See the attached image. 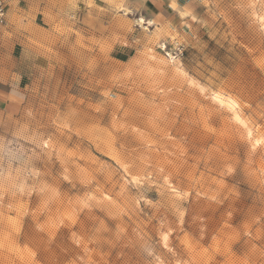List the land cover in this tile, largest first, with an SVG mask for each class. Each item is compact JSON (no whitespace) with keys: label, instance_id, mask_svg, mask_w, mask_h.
<instances>
[{"label":"rangeland","instance_id":"374dc122","mask_svg":"<svg viewBox=\"0 0 264 264\" xmlns=\"http://www.w3.org/2000/svg\"><path fill=\"white\" fill-rule=\"evenodd\" d=\"M2 1L0 264H264V0Z\"/></svg>","mask_w":264,"mask_h":264},{"label":"crops","instance_id":"0c3cea01","mask_svg":"<svg viewBox=\"0 0 264 264\" xmlns=\"http://www.w3.org/2000/svg\"><path fill=\"white\" fill-rule=\"evenodd\" d=\"M163 6H167V7H163ZM190 6L191 4L189 2L183 1V0H164L162 5L160 6V9H162V11L160 10L159 13H161L162 15L168 14V16L172 14L178 16L179 13L180 14L184 13V18L191 21V19H189V16L194 15L195 9H189ZM170 10L172 12H170ZM167 17H163L164 20ZM153 20L155 21V24H156L155 26L158 28L159 23L156 21L154 17H153ZM45 68L46 66L44 64H38L37 66L33 68L32 77H31V85L39 86V87L44 86L47 80V71ZM21 97L22 96L19 92L9 91L4 97H0V107L16 106L18 105Z\"/></svg>","mask_w":264,"mask_h":264},{"label":"bare ground","instance_id":"6f19581e","mask_svg":"<svg viewBox=\"0 0 264 264\" xmlns=\"http://www.w3.org/2000/svg\"><path fill=\"white\" fill-rule=\"evenodd\" d=\"M259 19L260 20H263V16H259ZM139 20V22L140 23H143L144 22V17L143 16H141V18H139L138 19ZM148 20V19H147ZM148 28V27H147ZM161 47L163 48V49H166V47H167V45H166V43H163L162 45H161ZM214 98L216 99V101L219 103V104H221V105H226L229 109H231L232 111H233V113H234V119L236 120V121H240L241 120V117H240V115L238 114V112H237V101L235 100V99H233V98H231V97H226V96H223L222 94H219V93H217V94H215L214 95ZM167 240V239H166ZM166 242V241H165ZM166 244V243H165Z\"/></svg>","mask_w":264,"mask_h":264},{"label":"built area","instance_id":"2783aa9c","mask_svg":"<svg viewBox=\"0 0 264 264\" xmlns=\"http://www.w3.org/2000/svg\"><path fill=\"white\" fill-rule=\"evenodd\" d=\"M7 9L2 0H0V32L6 25Z\"/></svg>","mask_w":264,"mask_h":264}]
</instances>
